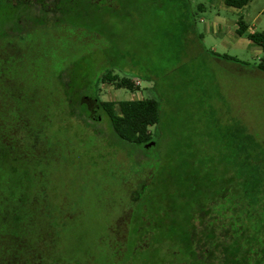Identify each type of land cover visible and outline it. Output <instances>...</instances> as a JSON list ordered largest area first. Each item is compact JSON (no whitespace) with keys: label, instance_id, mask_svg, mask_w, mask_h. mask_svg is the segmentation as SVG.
<instances>
[{"label":"rangeland","instance_id":"1","mask_svg":"<svg viewBox=\"0 0 264 264\" xmlns=\"http://www.w3.org/2000/svg\"><path fill=\"white\" fill-rule=\"evenodd\" d=\"M241 18L262 31L264 0L242 8L225 0H0V45L12 44L21 76L40 81L50 115L39 201L43 223L60 229L54 252L62 261L110 264L107 253L120 250L115 264H180L190 243L205 239L197 205L179 193L189 199L207 170L220 172L230 159L225 134L238 122L264 154V73L255 67L263 52L237 34ZM109 71L138 89L100 82ZM97 96L160 101L161 122L150 129L157 143L119 139L102 110L90 117L86 104ZM15 170L31 192V174ZM173 241L186 246L175 252Z\"/></svg>","mask_w":264,"mask_h":264},{"label":"trees","instance_id":"2","mask_svg":"<svg viewBox=\"0 0 264 264\" xmlns=\"http://www.w3.org/2000/svg\"><path fill=\"white\" fill-rule=\"evenodd\" d=\"M250 1L225 0V4L242 8ZM237 34L262 49L263 56L255 67L264 73V29L250 32L241 18ZM4 45H0V264H24L37 253L54 252L59 239V227L43 223L44 209L39 201L46 188L44 168L49 153L42 123L49 121L50 115L42 109L40 81L21 76V63L17 66L14 62L20 56L7 51L12 45L9 41ZM215 55L245 63L227 54ZM100 82H114L118 89H138L133 78H119L112 71L103 74ZM91 107L108 116L119 139L143 146L157 143L159 133L153 134L150 129L161 122L160 101H102L97 96L89 99L86 112L92 111ZM228 131L224 149L229 161L220 172L207 170L203 186L189 199L179 193L197 205L194 217L206 234L203 241L190 243L186 250L190 258L180 264H264V154L255 151L248 129L239 122ZM20 165L33 180L28 196L26 183L14 175ZM166 202L172 206L176 203L174 197H167ZM172 246L178 252L177 248L186 245L173 241Z\"/></svg>","mask_w":264,"mask_h":264},{"label":"flooded vegetation","instance_id":"3","mask_svg":"<svg viewBox=\"0 0 264 264\" xmlns=\"http://www.w3.org/2000/svg\"><path fill=\"white\" fill-rule=\"evenodd\" d=\"M93 109H95V108H92V110ZM52 217L56 218L57 216L56 217L52 216ZM120 253H121V251L108 252L107 255H109L110 257H113L114 260L117 261ZM61 258H62L61 254H58V252L57 253L56 252H41V253H37L36 257H34L33 260L25 261L24 264H80V262H78L76 260H69L68 258H64V259H68V260L62 261ZM108 260H110V259L108 258ZM114 260L110 264H115ZM92 262H93L92 258H87L85 260V262L84 261L82 262V264H93ZM108 262H110V261H108Z\"/></svg>","mask_w":264,"mask_h":264},{"label":"water","instance_id":"4","mask_svg":"<svg viewBox=\"0 0 264 264\" xmlns=\"http://www.w3.org/2000/svg\"><path fill=\"white\" fill-rule=\"evenodd\" d=\"M99 108H95L93 109L92 111L90 112H87L88 115H90V117H93L95 119H100V113H99ZM156 144V141H151L149 143V146H152V145H155Z\"/></svg>","mask_w":264,"mask_h":264},{"label":"crops","instance_id":"5","mask_svg":"<svg viewBox=\"0 0 264 264\" xmlns=\"http://www.w3.org/2000/svg\"><path fill=\"white\" fill-rule=\"evenodd\" d=\"M251 32V31H250ZM253 32V31H252Z\"/></svg>","mask_w":264,"mask_h":264}]
</instances>
